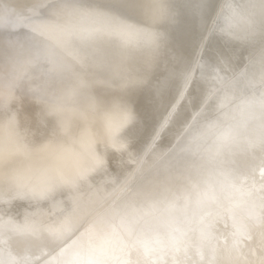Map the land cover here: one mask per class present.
<instances>
[{"label":"snow or ice","instance_id":"6c2138e0","mask_svg":"<svg viewBox=\"0 0 264 264\" xmlns=\"http://www.w3.org/2000/svg\"><path fill=\"white\" fill-rule=\"evenodd\" d=\"M176 79L182 88L145 143L140 122L152 118ZM224 108L235 113H223L226 122ZM69 113L99 122L71 172L53 167L34 177L7 161L0 171V200L28 209L23 219L0 210V264H167L169 255L173 264H190L189 233L196 230L199 264H220L219 246L206 254L203 241L228 217L227 264L253 242L264 264V194L237 215L204 192L184 222L165 221L150 236L144 232L150 211L118 206L134 193L150 208L175 207L173 186L191 175L197 158L233 188L240 157L264 164V0H227L218 12L213 0H196L190 15L165 0H0V117L16 135L23 118L40 143L70 132ZM170 126L178 131L162 148L157 141ZM114 164L123 177L98 183ZM41 201L48 213L30 211ZM38 241L44 247L34 252Z\"/></svg>","mask_w":264,"mask_h":264},{"label":"bare ground","instance_id":"6f19581e","mask_svg":"<svg viewBox=\"0 0 264 264\" xmlns=\"http://www.w3.org/2000/svg\"><path fill=\"white\" fill-rule=\"evenodd\" d=\"M48 2L55 3L56 0H48ZM165 2L179 6L181 12L190 15L194 11L196 0H165ZM226 2L227 0H213L216 11H220ZM232 2L239 5L247 3V0H232ZM82 23L93 26L105 24V22L101 20H84ZM181 88L182 81L176 79L171 86L164 91L163 97L158 98L152 118L147 122H140V134L145 143H151L154 129H158L159 124L167 118L168 111L170 110L168 104L176 97L177 92L181 90ZM186 111L191 117L193 109L190 104L186 106ZM223 113H228L229 116L235 114L229 108L220 109L219 114L224 122L226 121ZM68 118L71 123L69 133L61 131L56 138L44 139L40 143H37L32 135L25 131L23 118H21L19 134L16 135L9 131L5 119L0 117V171H3L5 161H7L11 167L34 177H38L43 171L53 167H59L66 172H71L77 154L86 152L88 138L99 128V122H84L72 113L68 114ZM177 131L178 129L176 127L170 126V130L166 129L161 133V138L157 143L160 144L162 148H167L170 143L174 142ZM102 147L101 145V148ZM239 160L240 163L236 166L237 171L234 177L236 188H233L231 184L225 182L223 177L217 175L213 170L212 164L201 162L199 158H197V166L192 169L191 175L173 186V193H175V195L170 196L169 199H176V197H179L175 207H169L168 204L164 202L160 203L155 208H150L142 197L136 196L134 193H128L121 197L118 201V206L134 204L138 209H147L150 211L151 215L145 217L148 226L144 227V232L147 236H150L151 231L156 227H160V230H163V222L165 221L173 220L180 223L184 222L186 217L191 216L198 195L204 192H208L209 195H215L219 204L232 207L237 215L242 214L248 201L253 198L258 199L264 194L259 191L264 164L261 163L258 157L252 158L250 155L242 156ZM123 175L124 172L122 168L114 164L108 175L103 177L97 176L96 180L98 183L105 180L114 181L122 178ZM253 179L256 181L255 185H253ZM110 186L111 185H109V187ZM249 193H251V196H249ZM4 194L3 188H0V196ZM8 195L10 196L11 193ZM185 197H189V199L186 200ZM49 207L47 202L41 201L39 206H35L34 204L30 211L43 215L48 213ZM0 210L11 212L12 214L19 213V218L23 219L28 209L26 208L25 202L19 200H11L10 202L0 200ZM231 231V218L220 219L215 225L212 239L203 241L206 254L210 246H219L218 258L220 264H227L228 257L223 251L224 239L227 237L229 241L231 240ZM189 240L192 245L189 252L190 264H192V262L199 264L197 247L202 243L199 231H191L189 233ZM43 247L44 245L38 241L33 251L39 252ZM253 249H255V254H253ZM21 254H23V252H21ZM260 254L259 243L253 242L249 244L248 247L243 248L241 254L232 258V264H258ZM137 255V251L134 250L131 259L136 260ZM139 256L141 259H144L142 249L139 252ZM165 259L167 260V264H173L174 258L171 255L165 257ZM179 259L183 260L184 256L181 255Z\"/></svg>","mask_w":264,"mask_h":264}]
</instances>
